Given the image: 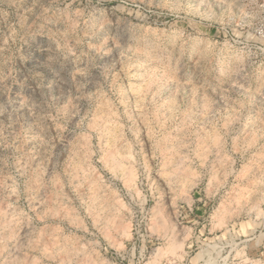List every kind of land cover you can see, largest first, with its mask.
Masks as SVG:
<instances>
[{
	"label": "rangeland",
	"instance_id": "rangeland-1",
	"mask_svg": "<svg viewBox=\"0 0 264 264\" xmlns=\"http://www.w3.org/2000/svg\"><path fill=\"white\" fill-rule=\"evenodd\" d=\"M0 208V264H264V0H0Z\"/></svg>",
	"mask_w": 264,
	"mask_h": 264
},
{
	"label": "bare ground",
	"instance_id": "bare-ground-1",
	"mask_svg": "<svg viewBox=\"0 0 264 264\" xmlns=\"http://www.w3.org/2000/svg\"><path fill=\"white\" fill-rule=\"evenodd\" d=\"M110 155H111V154H110ZM114 157H115V156H114ZM115 158H116V157H115ZM115 158H114V159H115ZM110 160H111V159H110ZM112 160H113V159H112ZM113 161H114V160H113ZM115 161H116V162H115ZM115 161H114L115 163L119 162L117 159H116ZM112 163H113V162H112ZM115 163H114V164H115ZM112 166H113V165H112ZM119 167H120V164H119ZM114 168H116V167H114ZM120 169H121V168H120ZM124 172H125V171H124ZM128 172H129V171H127V175H128V176H127V177H128V180H127V181L129 182V180L132 178V177H131L132 175H131L130 173H128ZM122 173H123V170H122ZM131 180H132V179H131ZM131 180H130V182H132ZM3 190H4V189H3ZM5 206H6V205H5ZM5 208H6V207H5ZM0 209H1V208H0ZM3 210H4V209H3ZM0 215L3 216L2 213H1ZM4 217H5V216H4ZM3 219H4V218H3ZM8 219H9V218H8ZM8 219H7V220H8ZM8 222H9V221H8ZM0 241H1V240H0ZM175 248H177L176 245L172 248V250H173V249L175 250ZM16 261H17V260H16Z\"/></svg>",
	"mask_w": 264,
	"mask_h": 264
}]
</instances>
